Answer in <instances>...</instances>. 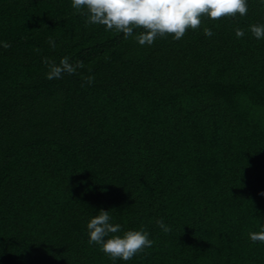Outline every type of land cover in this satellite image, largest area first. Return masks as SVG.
<instances>
[{
  "label": "trees",
  "instance_id": "obj_1",
  "mask_svg": "<svg viewBox=\"0 0 264 264\" xmlns=\"http://www.w3.org/2000/svg\"><path fill=\"white\" fill-rule=\"evenodd\" d=\"M247 7L141 45L72 0H0V264H264V0ZM65 56L82 66L47 78ZM98 209L151 247L110 259Z\"/></svg>",
  "mask_w": 264,
  "mask_h": 264
},
{
  "label": "clouds",
  "instance_id": "obj_2",
  "mask_svg": "<svg viewBox=\"0 0 264 264\" xmlns=\"http://www.w3.org/2000/svg\"><path fill=\"white\" fill-rule=\"evenodd\" d=\"M75 10L87 13V22L100 24L106 30L121 32L125 37L132 36L135 28L143 31L136 37L137 43L152 44L157 37L172 34L173 39H180L189 28L196 29L201 24L202 16L211 19L247 13V0H72ZM249 31L256 39H264V24H251ZM203 32L211 36L212 29L204 28ZM236 37H243L242 28L235 30ZM55 47L53 41H49ZM0 45L7 47L6 43ZM49 70L47 78H59L64 73H72L81 62L72 65L67 56L59 62L46 61ZM91 79V78H90ZM158 227L168 232L169 226L163 218L156 220ZM88 242L97 244L100 250L110 259L117 258L128 261L146 247H151L153 241L144 229H129L121 231V224L113 222L108 210L98 209L86 223ZM249 239L253 242H264V225L258 231L250 232Z\"/></svg>",
  "mask_w": 264,
  "mask_h": 264
}]
</instances>
